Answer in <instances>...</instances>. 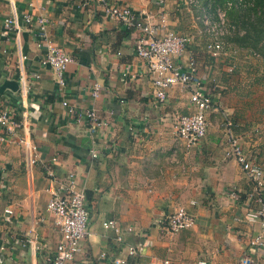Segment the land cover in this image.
Returning <instances> with one entry per match:
<instances>
[{
  "label": "crops",
  "instance_id": "obj_1",
  "mask_svg": "<svg viewBox=\"0 0 264 264\" xmlns=\"http://www.w3.org/2000/svg\"><path fill=\"white\" fill-rule=\"evenodd\" d=\"M107 1L128 5L137 20L163 33L189 37L179 61L194 60L203 90L212 96L207 135L197 146L185 147L177 126L181 115L193 113L189 89L179 84L165 103H158L146 62L135 51L140 30L106 18L96 0L84 8L83 0H0V85L24 74L30 86L25 99L10 88L0 95V109L11 110L23 124L0 145V264H49L60 236L47 201L71 174L84 190L89 211L88 235L74 264H114L116 259L241 264L246 255L264 264V248L250 244L261 223L244 219L256 209L249 202L251 186L241 166L225 156L224 140V123L231 119L243 152L264 168V59L233 42H226L220 61L205 52L209 36L202 16L215 17L207 0L197 5L190 0ZM14 13L48 18L50 37L73 58L65 88L52 69L40 66L34 26L19 18L20 43L5 30V17ZM229 65L232 73L226 71ZM96 85L101 91L93 97ZM64 100L78 110L95 109L105 125L92 131L91 125L79 124L62 107ZM24 134L37 146L32 167L19 141ZM181 206L195 216L196 225L170 236L163 225ZM108 220L133 232L117 244L113 232L102 227ZM128 247L137 255L130 256Z\"/></svg>",
  "mask_w": 264,
  "mask_h": 264
},
{
  "label": "built area",
  "instance_id": "obj_2",
  "mask_svg": "<svg viewBox=\"0 0 264 264\" xmlns=\"http://www.w3.org/2000/svg\"><path fill=\"white\" fill-rule=\"evenodd\" d=\"M101 6L103 15L114 22L123 24L129 29H139L141 36L137 40L135 47L136 55L145 60L148 73L153 78V97L163 104L167 100V93L175 86L183 85L189 89V102L193 107V113L183 114L179 118L177 126V135L185 147L191 149L197 146L201 140L206 137L208 132L207 113L213 109V100L209 92L203 90L202 79L197 73L196 64L193 59H187L183 64L179 60L183 57L186 47L189 43V37L184 34L173 31L162 32L161 28L146 24L137 20L134 9L128 5H115L108 3L107 0H96ZM201 0H190L191 5H197ZM246 0H237L236 6H242ZM91 0H83L82 8L89 5ZM234 4L230 1L228 6ZM214 16L204 14L202 16V25L205 33L209 36L205 52L214 60L220 61L225 54L226 41L225 37L239 35L243 36L245 31L237 28L233 23L228 21L224 9L217 8ZM25 25L34 26L38 36V48L42 51L40 66L52 69L58 84L61 88L67 86L66 70L73 62V58L64 52L62 48L50 37L46 27L49 23L47 17L38 16L33 19L30 14L18 16L16 13L5 17L3 25L9 34H14L20 43V19ZM251 56L260 59L258 53L251 51ZM20 55V60H23ZM233 65H229L226 71L232 73ZM20 90L18 91L21 98L28 96L30 86L24 74L19 79ZM101 91L100 85H96L92 96L97 97ZM64 109L71 116H74L79 124L91 125V130L96 131L102 128L104 124L95 109L78 110L70 106L64 100L61 102ZM225 125V156L232 158L240 166L249 180L251 192L249 199L252 204L256 205L255 210H248L245 220L250 224L260 222L261 227L250 244L253 247L264 248V168L258 163L248 159L243 152L238 136L234 132L233 122L227 119ZM0 127L3 128L0 133V145L15 136L18 130L23 129L22 122L14 120V114L11 110L3 107L0 109ZM19 141L24 150V161L30 167L37 162V146L24 134L20 136ZM92 157H96L95 150L90 152ZM3 176L0 180H2ZM59 193H53L47 201L46 208L55 215V226L58 229L60 240L56 244L53 255L49 257V264H74L76 256L80 252L81 243L88 235L89 211L86 207V195L84 190L79 187L73 174L69 176L64 185L59 186ZM233 199H238L231 192ZM7 212L12 215L11 209ZM196 225L195 216L187 207H179L176 212L165 220L163 230L166 234L173 236L179 234L185 229H191ZM106 231L114 234V241L117 244L123 243V236L126 233H132L133 228H122L115 220H108L102 224ZM136 248L128 247L127 252L130 256L137 255ZM105 256L100 261L104 260ZM114 264H126L124 259H116ZM104 264V262L100 263ZM153 264H172L170 260L156 261ZM205 264V263H201ZM241 264H254L251 256H244Z\"/></svg>",
  "mask_w": 264,
  "mask_h": 264
},
{
  "label": "trees",
  "instance_id": "obj_3",
  "mask_svg": "<svg viewBox=\"0 0 264 264\" xmlns=\"http://www.w3.org/2000/svg\"><path fill=\"white\" fill-rule=\"evenodd\" d=\"M216 2L221 3L220 0H217ZM229 2L230 1H227L226 3H224L225 6H222V7H220L219 5L217 6L213 4V7L211 9L214 12L217 8L224 9L225 7L226 9H229L230 8L228 6ZM232 7H233V4L231 5V8ZM255 7H256V14L258 12L260 14L254 17L256 18L254 21L251 20L250 22H247L249 24L250 30L246 32V34L242 37L239 35H234L233 37L232 36H229V37H231V40H233V43L235 41L234 43L235 45L237 43L241 48H246L251 51H254L259 54L261 59H264V0H257ZM238 40L239 42H237Z\"/></svg>",
  "mask_w": 264,
  "mask_h": 264
},
{
  "label": "rangeland",
  "instance_id": "obj_4",
  "mask_svg": "<svg viewBox=\"0 0 264 264\" xmlns=\"http://www.w3.org/2000/svg\"><path fill=\"white\" fill-rule=\"evenodd\" d=\"M216 1L217 0H207V4H206L207 7L212 8L213 4L217 5V6L219 5L220 7H222V6H225L224 3H226L227 1H231V0H220L221 3L216 2ZM232 1H234L232 8H231V6L229 9H226L224 7V9L226 10V13H227L226 17L237 28H240L241 30L245 31V34H246V32H248L250 30L249 24L247 22H250L251 20L254 21L256 19L254 17H256L257 15L260 14L259 12L256 14L255 5H256L257 0H246L242 6H239V5L236 6L235 5L237 0H232ZM224 40L226 42H233V40H231V37H225ZM237 42H239V40ZM234 43H235V41H234ZM236 45H238V44L236 43Z\"/></svg>",
  "mask_w": 264,
  "mask_h": 264
},
{
  "label": "water",
  "instance_id": "obj_5",
  "mask_svg": "<svg viewBox=\"0 0 264 264\" xmlns=\"http://www.w3.org/2000/svg\"><path fill=\"white\" fill-rule=\"evenodd\" d=\"M6 88H10L12 92L16 93L20 90V83L17 80L5 79L0 85V95Z\"/></svg>",
  "mask_w": 264,
  "mask_h": 264
}]
</instances>
